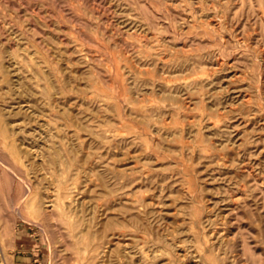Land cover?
I'll return each instance as SVG.
<instances>
[{
	"label": "rangeland",
	"instance_id": "rangeland-1",
	"mask_svg": "<svg viewBox=\"0 0 264 264\" xmlns=\"http://www.w3.org/2000/svg\"><path fill=\"white\" fill-rule=\"evenodd\" d=\"M0 264H264V0H0Z\"/></svg>",
	"mask_w": 264,
	"mask_h": 264
},
{
	"label": "bare ground",
	"instance_id": "bare-ground-1",
	"mask_svg": "<svg viewBox=\"0 0 264 264\" xmlns=\"http://www.w3.org/2000/svg\"><path fill=\"white\" fill-rule=\"evenodd\" d=\"M52 205V204H51ZM47 208V207H46ZM49 210V209H48ZM110 247V246H109ZM109 251V250H108Z\"/></svg>",
	"mask_w": 264,
	"mask_h": 264
}]
</instances>
